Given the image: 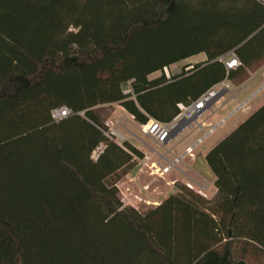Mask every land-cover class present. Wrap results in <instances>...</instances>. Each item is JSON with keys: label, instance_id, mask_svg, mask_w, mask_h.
<instances>
[{"label": "trees", "instance_id": "obj_1", "mask_svg": "<svg viewBox=\"0 0 264 264\" xmlns=\"http://www.w3.org/2000/svg\"><path fill=\"white\" fill-rule=\"evenodd\" d=\"M263 66L258 0H0V264H264V103L206 153L213 199L177 185L144 212L118 183L145 155L103 109L170 122Z\"/></svg>", "mask_w": 264, "mask_h": 264}, {"label": "rangeland", "instance_id": "obj_2", "mask_svg": "<svg viewBox=\"0 0 264 264\" xmlns=\"http://www.w3.org/2000/svg\"><path fill=\"white\" fill-rule=\"evenodd\" d=\"M204 56L205 54L202 53L197 57L202 58ZM193 60L195 58L170 65L171 75H177L183 69L186 70V67L205 61L188 63ZM262 69H264V66L257 72L252 73L250 78L241 85H234L230 82L231 88L229 92L223 94L210 108L198 117L197 123L204 120H209L211 124L219 123L213 132L209 133V127L204 129L197 127L193 131L189 128L184 129L174 136L166 148L147 137L142 132L141 124L138 122L129 123L127 112L119 107L118 104L105 105L103 109L107 116L106 125L108 126L106 135L112 136L119 144H122L131 136V141L145 151L144 159L137 160V165L133 171L118 183L119 196L123 204L144 212L151 207L159 205L169 194L176 193L178 191L177 185H185L190 188L187 183L192 185L193 188L190 189H193L207 199H213L217 193V188L214 185L215 179H205L191 164H188V166L183 163L178 164L179 169L173 168L165 176L161 177L159 173L149 176L147 174L149 169L144 164V161L151 163L159 160L161 165L165 164L164 161L159 159L160 155H166L169 161H173L175 151L180 152L186 144L197 142L201 138H203V141L197 146L196 151L200 153L208 152L213 144L219 142V140L232 131H227L228 129L236 124L238 126L242 118H247L253 112L251 111L252 107L257 106L259 108L264 103V70ZM158 74H161V72H158ZM246 111L251 112L246 114ZM129 129L131 135L128 131ZM176 146L178 147L177 149H175ZM169 149H173L172 154L167 153ZM144 167L145 170H143ZM170 181H174L175 185H168ZM145 186L148 188L146 189Z\"/></svg>", "mask_w": 264, "mask_h": 264}, {"label": "built area", "instance_id": "obj_3", "mask_svg": "<svg viewBox=\"0 0 264 264\" xmlns=\"http://www.w3.org/2000/svg\"><path fill=\"white\" fill-rule=\"evenodd\" d=\"M261 3H264V0H258ZM220 60L223 61L227 71L231 69H236L241 66V61L238 59L237 55L232 51L227 55L220 57ZM193 68V65L186 67V70ZM167 78H170L171 71L170 66H166L163 69ZM175 74V72H174ZM231 88V83L227 78L202 93L196 100L185 104L178 103L177 107L179 109L178 114L170 122H162L154 118H149L148 122L142 125V132L149 137L151 140L158 143L160 146L164 147L167 141H170L174 138L180 131L184 129H194L196 127H209V133L213 132L218 124H205V122L197 123L198 117H200L211 105L216 102L223 94L229 92ZM241 106V105H240ZM72 114V110L67 106H62L55 108L51 111L52 119L55 121L62 120ZM204 129V128H203ZM207 133V134H209ZM110 138L112 136L108 135ZM203 141V138L199 139L194 145L186 148L185 153L180 156H175L173 161H169L166 155H160V160L165 162V165H159V161L154 162L155 169L160 175H164L170 172L173 168H177L178 164H182L186 156L191 159H195V150L197 146ZM104 150V146L98 147L94 153L93 158L97 159L101 152ZM170 153V152H168ZM190 188H193L190 183H187ZM147 189L148 187L145 186ZM202 193V192H201ZM203 194V193H202ZM148 202V201H147Z\"/></svg>", "mask_w": 264, "mask_h": 264}, {"label": "crops", "instance_id": "obj_4", "mask_svg": "<svg viewBox=\"0 0 264 264\" xmlns=\"http://www.w3.org/2000/svg\"><path fill=\"white\" fill-rule=\"evenodd\" d=\"M202 53H200V54H198V55H201ZM198 55H195V56H193V57H190V58H188V59H186L185 61H188V60H191V59H193V58H195V60H193V61H190V62H188L189 64H191L192 62L194 63V62H199V61H204V60H206V55L204 56V57H202V58H198L197 56ZM177 70V69H176ZM175 70V71H176ZM262 70H264V69H262ZM159 74H158V72H156V73H154L153 75H152V77H155V76H158ZM119 107H121L124 111H126L122 106H120V105H118ZM257 109V106H255V107H252L251 108V111H255ZM251 111H249V112H247L246 111V114L248 113H250ZM127 112V111H126ZM127 114H128V116L129 117H127V120H128V122L129 123H136V121L134 120V118H133V116L132 115H130L128 112H127ZM250 115V114H249ZM243 119L245 120L246 118H242V120H241V122L243 121ZM133 120V121H132ZM202 122H205V124L206 125H208L210 122H209V120H204V121H201L200 123H202ZM240 122V123H241ZM237 126V124L235 125V126H233L232 128H230V129H228L227 131H231V130H233L235 127ZM197 128V127H196ZM195 128V129H196ZM199 128H201V129H203V128H206L205 126L203 127H199ZM194 129V130H195ZM129 132H130V135H131V131H130V129L128 130ZM193 131V130H192ZM181 132V131H180ZM131 137V136H130ZM128 138V139H126V141H129L131 144H133L135 147H137L138 149H140L143 153H145V151L144 150H142L141 148H139L138 146H136L132 141H131V138ZM199 139V138H198ZM171 141H172V139L170 140V141H167L166 143H165V148L167 147V145L169 144V143H171ZM220 141V140H219ZM155 142V141H154ZM196 143V141L194 142V143H189V144H186L185 146H184V148H182V150L180 151V152H177V151H175V153L173 154L174 156H180V155H182V154H184L185 153V150H186V148L187 147H189V146H192V145H194ZM218 142H216L215 144H213L210 148H209V150L214 146V145H216ZM158 144V143H157ZM159 145V144H158ZM178 147L176 146L175 147V149H177ZM208 150V151H209ZM168 152H170V154H172V152H173V149H169V150H167V153ZM206 153L207 152H205V153H200V152H197L196 150H195V154H196V156H195V159H191L190 157H188V156H186L185 158H184V160H183V164H186L187 166H188V164H191L192 165V167L193 168H195L196 169V167L198 168V167H200V165L197 163V157H198V155H202V157L204 158V161H206L205 160V155H206ZM148 159H149V157H147ZM159 159H160V157H159ZM143 160V159H142ZM159 161V160H158ZM157 162V161H156ZM159 163V165H161L160 164V162H158ZM201 163V162H200ZM207 163V162H206ZM144 164L147 166V168L149 169L147 172V174L149 175V176H154L155 174H158L157 173V171H156V169H155V166L153 165L154 164V162H149V161H144ZM163 165H165V164H162L161 166H163ZM143 169V168H142ZM143 170H145V167H144V169ZM133 171V170H132ZM167 174V173H166ZM166 174H164V175H159V176H161V177H163V176H165ZM200 174V173H199ZM201 175V174H200ZM202 176V175H201ZM214 179V178H213ZM169 184L168 185H175V182L174 181H170V182H168ZM148 186V185H147ZM155 191H157V189H155ZM158 193L159 194H161V192H159L158 191ZM174 193V192H173ZM172 194V193H171ZM170 195V194H169ZM168 195V196H169ZM167 196V197H168ZM167 197H165V198H167Z\"/></svg>", "mask_w": 264, "mask_h": 264}, {"label": "water", "instance_id": "obj_5", "mask_svg": "<svg viewBox=\"0 0 264 264\" xmlns=\"http://www.w3.org/2000/svg\"><path fill=\"white\" fill-rule=\"evenodd\" d=\"M201 162V163H200ZM197 163L200 165V167H196V170L207 180H211L214 178V174L209 168L206 161H204V158L202 155H198L197 157Z\"/></svg>", "mask_w": 264, "mask_h": 264}]
</instances>
